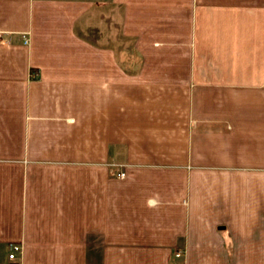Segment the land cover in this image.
<instances>
[{
	"label": "crops",
	"instance_id": "0c3cea01",
	"mask_svg": "<svg viewBox=\"0 0 264 264\" xmlns=\"http://www.w3.org/2000/svg\"><path fill=\"white\" fill-rule=\"evenodd\" d=\"M0 264H264V0H0Z\"/></svg>",
	"mask_w": 264,
	"mask_h": 264
},
{
	"label": "built area",
	"instance_id": "2783aa9c",
	"mask_svg": "<svg viewBox=\"0 0 264 264\" xmlns=\"http://www.w3.org/2000/svg\"><path fill=\"white\" fill-rule=\"evenodd\" d=\"M9 251L10 253L8 254L9 259H15L17 253H21L22 248L20 244L17 243H11L9 244ZM176 256L182 255L181 251H177L175 253Z\"/></svg>",
	"mask_w": 264,
	"mask_h": 264
},
{
	"label": "rangeland",
	"instance_id": "374dc122",
	"mask_svg": "<svg viewBox=\"0 0 264 264\" xmlns=\"http://www.w3.org/2000/svg\"><path fill=\"white\" fill-rule=\"evenodd\" d=\"M116 172V173H115ZM114 173H113V175H114V177H116L117 179L119 178V179H123V178H125V173H123V172H118L117 173V171H115ZM181 253H183L182 251H181ZM180 256H182V255H180ZM179 257V256H178Z\"/></svg>",
	"mask_w": 264,
	"mask_h": 264
},
{
	"label": "bare ground",
	"instance_id": "6f19581e",
	"mask_svg": "<svg viewBox=\"0 0 264 264\" xmlns=\"http://www.w3.org/2000/svg\"><path fill=\"white\" fill-rule=\"evenodd\" d=\"M21 248H22V246H21Z\"/></svg>",
	"mask_w": 264,
	"mask_h": 264
}]
</instances>
